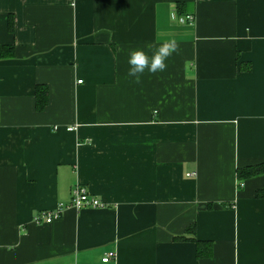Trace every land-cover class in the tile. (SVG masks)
<instances>
[{
    "label": "crops",
    "instance_id": "0c3cea01",
    "mask_svg": "<svg viewBox=\"0 0 264 264\" xmlns=\"http://www.w3.org/2000/svg\"><path fill=\"white\" fill-rule=\"evenodd\" d=\"M173 38L165 71L128 77L130 49ZM10 46L0 264H264V176L238 185L264 162V0H0ZM78 184L105 205L34 222Z\"/></svg>",
    "mask_w": 264,
    "mask_h": 264
},
{
    "label": "clouds",
    "instance_id": "9594fccd",
    "mask_svg": "<svg viewBox=\"0 0 264 264\" xmlns=\"http://www.w3.org/2000/svg\"><path fill=\"white\" fill-rule=\"evenodd\" d=\"M179 51V44L174 38L164 40L158 45L146 43L143 48L130 49L128 51L129 70L127 75L133 78V82L139 84L146 71L150 74L165 71L167 68L166 61L174 53L179 54Z\"/></svg>",
    "mask_w": 264,
    "mask_h": 264
},
{
    "label": "built area",
    "instance_id": "2783aa9c",
    "mask_svg": "<svg viewBox=\"0 0 264 264\" xmlns=\"http://www.w3.org/2000/svg\"><path fill=\"white\" fill-rule=\"evenodd\" d=\"M178 20L180 23L193 22L194 16L188 14L185 16L178 17ZM79 82H82V80H80ZM71 129L73 128L69 127V130ZM196 175H197L196 172L189 173V176H196ZM238 185L239 187H243L244 186L243 181H240ZM104 205L105 203L100 199L96 198L95 196H93L85 186L78 184L72 189V197L70 204L60 202L53 209L41 211L34 217V222L39 225L44 223H52L60 219L69 206L81 210L87 207L100 208L103 207ZM112 257H115V253L109 252L106 254L105 260L107 261Z\"/></svg>",
    "mask_w": 264,
    "mask_h": 264
},
{
    "label": "trees",
    "instance_id": "16d2710c",
    "mask_svg": "<svg viewBox=\"0 0 264 264\" xmlns=\"http://www.w3.org/2000/svg\"><path fill=\"white\" fill-rule=\"evenodd\" d=\"M10 29H14L13 19H10ZM6 53L3 52V47H0V57L4 56H13L14 55V47L10 46L6 48ZM48 102V89L44 86H38L37 88V107L42 109ZM263 175L264 176V162L254 165H249L238 169V177L239 180H247L252 177ZM257 197H264V186L257 190ZM180 239H186L188 237H178ZM212 245L209 241H199L197 240V257H207L211 254Z\"/></svg>",
    "mask_w": 264,
    "mask_h": 264
}]
</instances>
